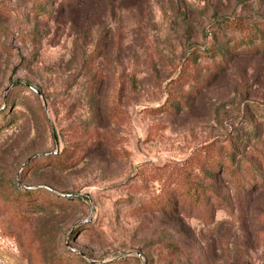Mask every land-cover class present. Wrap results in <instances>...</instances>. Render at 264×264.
Segmentation results:
<instances>
[{
  "label": "rangeland",
  "instance_id": "rangeland-1",
  "mask_svg": "<svg viewBox=\"0 0 264 264\" xmlns=\"http://www.w3.org/2000/svg\"><path fill=\"white\" fill-rule=\"evenodd\" d=\"M263 163L264 0H0V264H264Z\"/></svg>",
  "mask_w": 264,
  "mask_h": 264
},
{
  "label": "trees",
  "instance_id": "trees-1",
  "mask_svg": "<svg viewBox=\"0 0 264 264\" xmlns=\"http://www.w3.org/2000/svg\"><path fill=\"white\" fill-rule=\"evenodd\" d=\"M263 166H264V163H263ZM225 168L227 169V175L229 177V180L234 183V186H235L234 189L245 192V187H247V185H249V182L248 181L246 182L245 179H243V177H241L239 175V173L236 170H234L230 164H228V163L225 164ZM260 178H261V180L259 182L260 186L264 187L263 186L264 185V179L262 178V176H260ZM215 181L217 182V180L214 179L213 182H215ZM199 188H200L199 186H196L194 188L190 187V188L186 189L188 192V196L192 199V201L195 205L198 204V192H204L208 195V197H213L214 200H216L217 190H216V188H214V186L213 187L211 186V188H209L207 186L206 187L202 186L200 189ZM203 189L206 192L203 191ZM210 207H211L210 210L212 211L213 208H212V206H210Z\"/></svg>",
  "mask_w": 264,
  "mask_h": 264
}]
</instances>
